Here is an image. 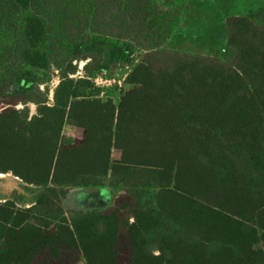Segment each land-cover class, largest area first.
Listing matches in <instances>:
<instances>
[{
    "label": "trees",
    "instance_id": "1",
    "mask_svg": "<svg viewBox=\"0 0 264 264\" xmlns=\"http://www.w3.org/2000/svg\"><path fill=\"white\" fill-rule=\"evenodd\" d=\"M222 3L0 0V172L31 193L0 202V264H118L122 243L131 264H264V0ZM106 185L110 209L60 202Z\"/></svg>",
    "mask_w": 264,
    "mask_h": 264
},
{
    "label": "rangeland",
    "instance_id": "2",
    "mask_svg": "<svg viewBox=\"0 0 264 264\" xmlns=\"http://www.w3.org/2000/svg\"><path fill=\"white\" fill-rule=\"evenodd\" d=\"M223 7L232 4L233 0H222ZM229 2V3H228ZM219 9V8H218ZM141 61V54L136 53L134 56L133 65L122 66L121 64L113 65L110 71L106 75H101L103 77L101 87L103 88V97L112 98L115 101H118L121 95L130 89L133 88L127 82V79L132 72V70L137 66ZM85 62L80 63V72L78 76L83 75V66ZM99 77V76H98ZM59 77L56 73L53 80L50 83L51 95L50 98H53V91L56 85L58 84ZM13 99H8L4 94L0 93V111L12 106L9 104ZM31 109L32 114L36 113V106L34 104L28 105ZM17 108H23V104H17ZM64 136L66 138H74L76 140H82L84 136V131L81 128L74 127L72 125H66L64 129ZM121 153L118 150L114 152V158L119 159ZM27 185L18 177L14 176L12 173H1L0 172V202H5L8 199L15 198L18 199V196L24 195L26 197H31V193L26 190ZM72 194L64 202L63 199L60 201L63 203V207L67 212L69 211H90V210H105L110 209L112 205L113 196L99 192H88L85 189H72ZM67 193V192H66ZM66 195V194H65ZM114 202V201H113ZM33 264H86L84 258L79 256L77 258L69 257L64 261H49L45 256L37 259ZM118 264H131L129 260L128 249L125 243L121 244L119 252V262Z\"/></svg>",
    "mask_w": 264,
    "mask_h": 264
},
{
    "label": "crops",
    "instance_id": "3",
    "mask_svg": "<svg viewBox=\"0 0 264 264\" xmlns=\"http://www.w3.org/2000/svg\"><path fill=\"white\" fill-rule=\"evenodd\" d=\"M74 188H76V189H85V190H87L88 192H99V191H101V192H103V193H106V194H109V195H112L113 196V199H112V205H110V207L111 206H113V205H115V203H116V201H117V199H118V197H119V195H120V192H118V191H116L115 189H113V188H111V187H109V186H100V187H90V188H85V187H72V188H69V189H67V193H66V195H65V197L63 198V202L67 199V198H69L70 197V195L72 194V189H74ZM114 201V202H113ZM66 210V209H65Z\"/></svg>",
    "mask_w": 264,
    "mask_h": 264
},
{
    "label": "built area",
    "instance_id": "4",
    "mask_svg": "<svg viewBox=\"0 0 264 264\" xmlns=\"http://www.w3.org/2000/svg\"><path fill=\"white\" fill-rule=\"evenodd\" d=\"M102 80H103V77H102V76L97 77V78L95 79L96 84H97L98 86H101V84H102Z\"/></svg>",
    "mask_w": 264,
    "mask_h": 264
}]
</instances>
